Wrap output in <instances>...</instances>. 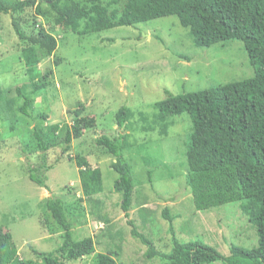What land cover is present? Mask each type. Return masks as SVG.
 <instances>
[{
    "label": "rangeland",
    "instance_id": "1",
    "mask_svg": "<svg viewBox=\"0 0 264 264\" xmlns=\"http://www.w3.org/2000/svg\"><path fill=\"white\" fill-rule=\"evenodd\" d=\"M33 12L28 10L22 15V27L29 35L33 32ZM44 25L49 29L48 24ZM57 31L53 32L58 39L56 52L38 67L41 73L53 69L56 85L48 97L37 99L33 116L18 125L16 137L0 123V140L5 139L0 151V224L12 233L20 247V257L40 260L38 254L53 252L62 244V230L41 205L51 195L62 198L74 211L75 239L92 237L98 250L111 245L117 251L119 264L160 263L157 256H149L148 247L134 236L128 220H133L135 227L153 242L155 250L170 249L172 234L164 217L165 209L174 217L176 237L182 242L194 240L211 245L224 255L230 254L229 243L246 249L256 247L257 231L239 202L203 212L195 209L185 182L187 149L193 131L190 116L187 113L175 116L165 136L158 129L142 131L139 117L140 112L149 115L156 112L154 103L165 99L167 92H194L253 76L254 69L243 43L231 40L209 48L197 47L189 29L174 15L83 36L71 30L58 35ZM155 35L164 42L157 41ZM26 41L17 36L12 17L0 15V85L7 89L9 97L16 96L17 87L30 83L21 59V51L28 45ZM56 58L62 62L56 64ZM122 106L132 108L136 115L132 121L139 122L134 127L138 130L133 135L135 143L124 153L139 181L129 218L122 209V193L114 188L117 178L111 167L114 158L107 156L97 142L103 134L113 137L116 130L125 132L115 119ZM83 107V115L95 118L97 124L74 139L72 157L86 156L92 167L102 169L104 192L93 199L82 192L75 160L66 158L48 171L47 188L32 182L28 175L29 167L41 161L33 136L35 127L49 133L50 140L64 137L66 127L73 124L71 112ZM42 113L47 115L45 120ZM55 124L60 125L57 132L52 130ZM47 152L51 164L62 148L52 146ZM148 157L157 162H148L151 161ZM42 214L48 219L46 228L40 223ZM83 260L91 264L92 258Z\"/></svg>",
    "mask_w": 264,
    "mask_h": 264
},
{
    "label": "trees",
    "instance_id": "2",
    "mask_svg": "<svg viewBox=\"0 0 264 264\" xmlns=\"http://www.w3.org/2000/svg\"><path fill=\"white\" fill-rule=\"evenodd\" d=\"M28 10L34 11L30 35L22 27V15ZM2 14L12 17L17 36L27 40L28 44L21 51V59L30 83L17 87V94L12 97L0 85V123L12 134L26 117L33 116L37 99L48 97L56 85L53 69L45 73L38 70L39 64L58 48V39L53 35L55 29H58V35L71 30L83 36L119 26L135 27L174 15L189 29L197 47L241 41L254 69L253 76L194 92H167L165 99L154 103L156 112L152 115L140 112L139 117L143 123L142 131L158 129L160 135L165 136L172 128L175 116L183 113L190 116L193 131L187 149L185 182L192 193L195 209L203 212L239 202L243 214L257 231L258 245L246 249L229 243L230 254L224 255L211 245L194 240L182 242L176 237L174 217L165 209L172 247L155 250L153 242L135 227L133 220L129 219L128 224L132 226L134 236L148 247L149 256L158 257L159 264H217V261L222 264H264V0H0ZM154 38L164 42L159 35ZM61 62V58H56V64ZM84 110L83 107L71 112L73 124L66 127L64 137L50 140L49 133L40 126L35 127L33 136L41 161L29 167L28 175L32 182L47 188L46 173L66 158L75 160L82 192L88 199H93L104 192L102 169L92 167L86 156L72 157L74 139L97 124L95 118L83 115ZM40 115L43 120L47 118L45 113ZM135 116L132 108L122 106L115 119L125 132L116 130L113 137L103 134L97 138L105 154L114 158L111 164L117 174L114 188L122 193V209L127 218L134 189L139 183L124 154L135 143L133 135L138 130L134 127L139 123L132 121ZM52 130L59 131L60 125L55 124ZM4 140H0V151ZM52 146L61 147L62 152L48 164L47 151ZM148 159L151 160L148 162H157ZM41 205L62 230V244L53 252L38 254L40 260L21 258L20 247L12 233L6 225L7 229L0 224V264H68L69 261L86 264L83 259L88 257L92 258L91 264H119L117 251L111 249V245L106 244L98 250L92 237L75 239L74 211L62 198L51 195ZM44 215H41L40 223L46 228L48 219H44Z\"/></svg>",
    "mask_w": 264,
    "mask_h": 264
}]
</instances>
